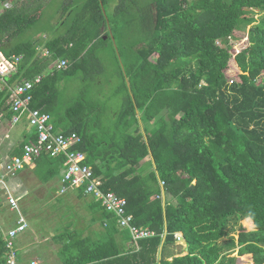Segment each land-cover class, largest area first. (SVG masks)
<instances>
[{
  "label": "trees",
  "instance_id": "trees-1",
  "mask_svg": "<svg viewBox=\"0 0 264 264\" xmlns=\"http://www.w3.org/2000/svg\"><path fill=\"white\" fill-rule=\"evenodd\" d=\"M54 1L0 0L8 4L0 11V51L22 56L9 84L43 75L31 107L51 115L58 78L104 75L102 44L137 38L129 59L113 52L109 79L125 95L110 126L90 131L100 107L92 101L65 132L79 135L103 189L125 197L133 223L154 234L134 241L93 199L86 207L99 227H84L82 217L61 214L57 198L56 217H30L59 243L50 264H235V249L264 264V0H63L52 24L59 31L37 30ZM235 30L244 35L233 45ZM230 221L238 225L228 228Z\"/></svg>",
  "mask_w": 264,
  "mask_h": 264
},
{
  "label": "built area",
  "instance_id": "built-area-1",
  "mask_svg": "<svg viewBox=\"0 0 264 264\" xmlns=\"http://www.w3.org/2000/svg\"><path fill=\"white\" fill-rule=\"evenodd\" d=\"M47 53L46 50L43 51L44 55ZM21 58V55L7 56L0 51V80L2 82L6 83L17 71ZM63 65H66L64 59L57 64L58 67ZM42 78L43 75L37 74L32 79H22L14 85L6 83L11 122L17 123L21 117L26 116L29 125L35 130V139L23 145L20 155H13L5 160L0 159V184L4 183L8 177L16 175L25 166H30L33 160L43 153L50 157L61 155L64 157V171L60 178V193L69 189L79 190L84 195L98 201L106 211L115 215L118 225L126 228L134 241L152 236L154 231L133 223V214L126 210L127 200L125 197L114 191L103 189L101 178L95 175L92 166L85 162V153L77 147L80 143L79 135L74 131L56 130L48 112L31 107L32 90ZM164 184V181L161 180L162 188ZM7 201L12 209H18L15 197L9 196ZM28 226L26 219L19 215L15 224L6 230L4 235L5 264H17L14 240ZM175 236L177 242L183 241L180 233L176 232ZM30 264H37V262L33 260Z\"/></svg>",
  "mask_w": 264,
  "mask_h": 264
},
{
  "label": "crops",
  "instance_id": "crops-1",
  "mask_svg": "<svg viewBox=\"0 0 264 264\" xmlns=\"http://www.w3.org/2000/svg\"><path fill=\"white\" fill-rule=\"evenodd\" d=\"M16 82L17 81H13V83L9 84L8 80L6 83L8 85H14ZM6 83L0 80V90L5 88V92L7 91ZM4 104L5 106L0 109L1 160L8 159L13 155H20L23 151V145L35 139V130L29 125L27 117L23 116L17 123H12L10 120L11 112L7 97L5 98ZM55 129L66 131L58 126H55ZM63 171V163L59 165L54 158L49 159L48 157L38 156L33 160L30 166H25L16 175L8 177L4 183L0 184V235L4 238L6 230L15 224L19 215L23 216L29 225L28 228L19 233L14 240L17 264H30L33 260L36 261L37 264L41 261L49 264L58 262L57 250L59 243L53 240L54 233L52 232L49 234L38 227L36 229L33 228L40 242L41 240L45 242L47 239L50 240L49 245L47 243L42 246L34 242L33 234L30 232L28 233V230H31L32 226L30 219L31 215L36 218L56 217L58 210L56 209L57 206L55 205V201L59 196L65 195L73 200L75 197H78L79 190L69 189L64 193L59 192L61 186L60 178ZM9 196L17 199L18 209H12L10 207L7 201V197ZM84 197L87 198L85 202L92 199L86 195H84ZM28 211H30L31 214L28 213ZM87 212L88 214L82 215V220L84 221L83 225L84 227L94 229L91 213L88 209ZM53 222L55 223V220H53ZM39 233H42L41 237L38 236ZM85 233H88L87 228H85ZM25 234H28V236ZM25 238H28L29 243L25 242L27 241ZM28 251H32L35 254L34 257H30L28 261H26L23 256ZM245 255L250 257V254ZM48 256H55V258L50 261L48 260ZM250 258L252 259V255Z\"/></svg>",
  "mask_w": 264,
  "mask_h": 264
},
{
  "label": "rangeland",
  "instance_id": "rangeland-1",
  "mask_svg": "<svg viewBox=\"0 0 264 264\" xmlns=\"http://www.w3.org/2000/svg\"><path fill=\"white\" fill-rule=\"evenodd\" d=\"M63 0H55L54 3L50 6L51 9L48 10V13H44L43 18L41 19L42 26L39 27L37 30H43L45 29L46 32H56L59 31L57 28L52 29L53 19H55L57 16L55 14L56 8H58ZM9 3V2H8ZM6 4L0 5V11H2V8ZM152 6L154 9L153 4H149L147 7ZM110 7H113V3L110 4ZM59 16V15H58ZM59 21V18L56 19V22ZM48 30V31H47ZM52 30V31H50ZM115 33V32H114ZM49 36L48 33H45ZM38 35V34H37ZM36 35V37H37ZM111 35V34H110ZM115 35V34H114ZM234 37L236 39H232L231 42L236 44L238 39L241 41L242 36L244 35L243 30H235L233 33ZM110 38H112L110 36ZM136 37L128 36L127 40H123L121 36L115 35V38H112L110 41L105 42L102 44L101 48L98 51V55L101 58L102 64L105 68V74L101 75L99 77L94 78L92 81H86L81 78L79 73H74L73 75H62L60 78H58L56 83V93L54 97V106L51 109V116H52V123L55 126H58L62 129H68L72 126V123L77 121L78 119V110H83L84 112L87 111V109L90 105V102H94L95 105H100L99 109L95 110L94 114H91V117L88 121V127L90 128V131L93 129L99 127V131L104 130L107 125L110 126V119L113 117V113L121 107L123 97L125 93L122 92H116L117 89H115L117 86L120 87L119 80L116 79H109L110 74L117 69V64L115 57L113 56L114 49L117 50L120 49V53L122 54L123 58L126 59L130 58V53L132 45L136 43ZM126 61V60H125ZM194 65V62L192 63V67ZM195 66V65H194ZM229 74V71L227 72ZM106 75V76H105ZM109 79V80H108ZM82 101L81 106L80 104H77L78 101ZM89 111V110H88ZM81 113V112H80ZM99 120L98 126L94 123ZM87 123V122H86ZM108 134L103 133L104 137H109ZM59 199H61V202L64 201V203H60L58 205V208L62 212L61 214L68 215V216H80L84 214H88L86 209V197H84V200L78 197H75L74 200L71 199L68 196H59ZM168 198H170V195H168ZM58 203V202H57ZM58 209V210H59ZM63 209V210H62ZM57 216V215H56ZM89 216V215H88ZM40 217H38L39 220ZM47 217H41L40 222L47 221ZM90 219V218H89ZM50 224H58V222L54 223L53 220L49 222ZM92 225L94 228L99 227V224L97 222H92ZM238 224H235V222L230 221L228 223V228L231 226L236 227ZM58 228V225L53 227ZM32 233L34 237V242H37V245L44 246L45 244L50 243V240L47 239V241H42L37 239L36 237V231L33 229V225L31 226V230H28V233ZM28 236V234H25ZM42 233H39L38 236L41 237ZM27 241L26 243H29L28 238H25ZM178 245L176 246L175 250H180L185 247L184 241L178 242ZM34 254L32 251H28L23 257L26 261L30 257H34ZM249 254V253H248ZM230 256H236L237 260L235 264H254L253 259H251L248 255H238L237 250L235 249L233 253L230 254ZM48 260L52 261L55 256H48ZM25 264V263H24Z\"/></svg>",
  "mask_w": 264,
  "mask_h": 264
},
{
  "label": "clouds",
  "instance_id": "clouds-1",
  "mask_svg": "<svg viewBox=\"0 0 264 264\" xmlns=\"http://www.w3.org/2000/svg\"><path fill=\"white\" fill-rule=\"evenodd\" d=\"M248 220L251 221V214L249 215ZM252 227H254V225Z\"/></svg>",
  "mask_w": 264,
  "mask_h": 264
},
{
  "label": "water",
  "instance_id": "water-1",
  "mask_svg": "<svg viewBox=\"0 0 264 264\" xmlns=\"http://www.w3.org/2000/svg\"><path fill=\"white\" fill-rule=\"evenodd\" d=\"M163 242V241H162Z\"/></svg>",
  "mask_w": 264,
  "mask_h": 264
}]
</instances>
